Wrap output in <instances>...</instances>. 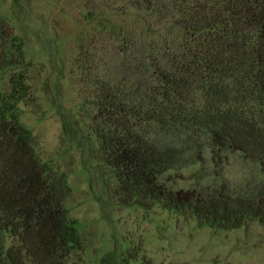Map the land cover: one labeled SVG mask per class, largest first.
Returning a JSON list of instances; mask_svg holds the SVG:
<instances>
[{
	"label": "trees",
	"instance_id": "1",
	"mask_svg": "<svg viewBox=\"0 0 264 264\" xmlns=\"http://www.w3.org/2000/svg\"><path fill=\"white\" fill-rule=\"evenodd\" d=\"M123 7L111 14L132 22L104 25L117 42L115 64L100 68L89 49L79 63L82 110L114 202L158 203L223 229L264 222V0H126ZM98 11L89 15L101 18ZM26 65L23 41L0 18V69ZM30 94L24 69L0 93V264H67L83 239L65 203L66 175L39 156L36 136L18 117L17 104ZM181 128L205 137L219 168L231 159L225 151L255 162L258 191L173 188L171 172L203 157L166 136ZM133 258L127 253L123 264Z\"/></svg>",
	"mask_w": 264,
	"mask_h": 264
},
{
	"label": "rangeland",
	"instance_id": "2",
	"mask_svg": "<svg viewBox=\"0 0 264 264\" xmlns=\"http://www.w3.org/2000/svg\"><path fill=\"white\" fill-rule=\"evenodd\" d=\"M125 1L0 0V18L23 41L27 60L24 68L0 69V93L9 91L12 73L24 69L31 94L17 104L18 117L36 136L39 156L66 175L71 191L65 203L83 239V248L67 264H123L127 253L134 256L132 264H264V222L258 218L223 229L158 203L114 202L109 171L82 110L87 86L80 81L79 63L89 49L99 53V66L115 64L109 58H116L117 42L104 33V25L106 18L133 21L111 14L123 11ZM95 9L104 18L89 15ZM195 133L187 128L166 133L189 146L188 156H203L171 172L173 188L221 189L240 196L258 191L262 176L255 162L225 151L231 159L219 168L205 137L198 141Z\"/></svg>",
	"mask_w": 264,
	"mask_h": 264
}]
</instances>
